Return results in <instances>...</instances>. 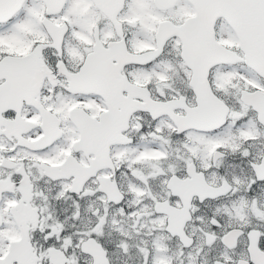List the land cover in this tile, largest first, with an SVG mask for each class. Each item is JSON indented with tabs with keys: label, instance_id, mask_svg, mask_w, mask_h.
I'll use <instances>...</instances> for the list:
<instances>
[{
	"label": "snow or ice",
	"instance_id": "6c2138e0",
	"mask_svg": "<svg viewBox=\"0 0 264 264\" xmlns=\"http://www.w3.org/2000/svg\"><path fill=\"white\" fill-rule=\"evenodd\" d=\"M0 264H264V0H0Z\"/></svg>",
	"mask_w": 264,
	"mask_h": 264
}]
</instances>
